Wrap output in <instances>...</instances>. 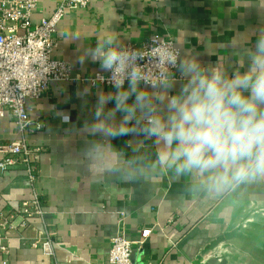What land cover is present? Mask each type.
I'll list each match as a JSON object with an SVG mask.
<instances>
[{
  "label": "crops",
  "instance_id": "obj_1",
  "mask_svg": "<svg viewBox=\"0 0 264 264\" xmlns=\"http://www.w3.org/2000/svg\"><path fill=\"white\" fill-rule=\"evenodd\" d=\"M62 2L38 0L33 20L49 15ZM261 5L264 0H91L87 8L66 13L54 55L70 63L73 75L93 77L101 72L99 64L91 59L80 63L79 57L94 47L109 24L124 45L139 48L153 36L170 38L183 30L186 50L203 64L223 57L231 73L239 59L231 40L236 33L264 27ZM179 87L178 82L173 92ZM99 90L115 91L90 81L54 83L29 103V138L44 147L38 177L32 187L22 166L0 172V211L16 212L36 192L46 213L19 229L28 241L11 238L10 253H0V264L5 258L7 264L106 263L113 235L126 230L129 239L138 240L145 229L153 232L142 246L134 245L136 264H264V179L218 193L168 176L130 183L90 165L84 152L98 137L83 129L92 119ZM112 107L114 102L106 110ZM121 116L116 114L117 121ZM38 122L41 130L36 129ZM19 136L13 119L0 116V148ZM112 144L127 155L138 149L154 158L156 150L151 140L135 135ZM172 217L174 223L169 222ZM47 232L53 234L54 256L30 243Z\"/></svg>",
  "mask_w": 264,
  "mask_h": 264
},
{
  "label": "clouds",
  "instance_id": "obj_2",
  "mask_svg": "<svg viewBox=\"0 0 264 264\" xmlns=\"http://www.w3.org/2000/svg\"><path fill=\"white\" fill-rule=\"evenodd\" d=\"M185 43L186 33L177 30L146 53L124 45L109 24L79 57L109 73L107 83L115 90L97 92L92 119L83 129L98 137L87 143L89 164L130 183L168 176L218 193L264 179V27L232 38L239 59L231 73L223 57L203 64ZM105 81L97 74L93 84ZM110 102L114 107L106 110ZM117 113H122L119 121ZM128 135L151 140L154 158L138 149L127 155L112 144Z\"/></svg>",
  "mask_w": 264,
  "mask_h": 264
},
{
  "label": "built area",
  "instance_id": "obj_3",
  "mask_svg": "<svg viewBox=\"0 0 264 264\" xmlns=\"http://www.w3.org/2000/svg\"><path fill=\"white\" fill-rule=\"evenodd\" d=\"M90 2L91 0H63L49 15L34 21L38 0H0V116L9 115L20 135L0 148L3 152L0 172L22 166L32 187L38 177L37 162L44 147L29 138L32 131L29 103L41 98L54 83L90 81L93 84L97 74H103L106 81L93 85L111 86L107 83L109 73L98 72L93 77L73 75L70 63L54 55L56 33L66 13L74 9H85ZM160 39L164 38L153 36L140 48L131 43L125 45L146 49L147 53ZM145 62L148 61H142ZM42 128L43 124L38 122L36 129ZM45 213L36 192L30 200H24L16 212L0 211V253L3 256L10 253L9 241L15 236L28 241L19 229L25 227L32 218L44 219ZM169 222L174 223L175 219L172 217ZM152 232V229L143 230L138 240L129 239L126 230L117 232L111 237L107 262L91 264H134V245L142 246ZM52 235L47 232L44 238L31 240V246L40 247L46 255L54 256L56 251ZM7 262L5 258L3 263Z\"/></svg>",
  "mask_w": 264,
  "mask_h": 264
},
{
  "label": "water",
  "instance_id": "obj_4",
  "mask_svg": "<svg viewBox=\"0 0 264 264\" xmlns=\"http://www.w3.org/2000/svg\"><path fill=\"white\" fill-rule=\"evenodd\" d=\"M136 253H137V250H133V253H132V259H133V262L134 264H136Z\"/></svg>",
  "mask_w": 264,
  "mask_h": 264
}]
</instances>
